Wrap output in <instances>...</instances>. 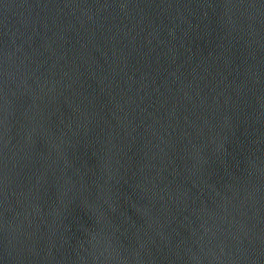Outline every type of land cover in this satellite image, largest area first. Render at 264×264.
<instances>
[{
	"label": "water",
	"instance_id": "obj_1",
	"mask_svg": "<svg viewBox=\"0 0 264 264\" xmlns=\"http://www.w3.org/2000/svg\"><path fill=\"white\" fill-rule=\"evenodd\" d=\"M0 264H264V0H0Z\"/></svg>",
	"mask_w": 264,
	"mask_h": 264
}]
</instances>
